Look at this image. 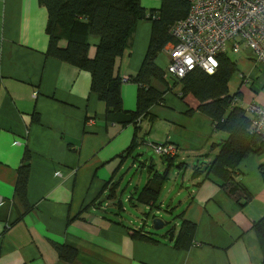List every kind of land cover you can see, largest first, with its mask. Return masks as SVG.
<instances>
[{
    "label": "crops",
    "instance_id": "0c3cea01",
    "mask_svg": "<svg viewBox=\"0 0 264 264\" xmlns=\"http://www.w3.org/2000/svg\"><path fill=\"white\" fill-rule=\"evenodd\" d=\"M142 1L148 14L163 5ZM48 22L41 0H0V264H262L253 228L264 217V152L241 162L234 178L251 200L235 202L222 188L223 179L207 176L220 152L217 145L229 136L199 111L195 96H182V86L170 80H152L151 86L164 94V105L152 107L135 124L109 120L105 104L92 91L91 74L47 55ZM153 30L151 21L141 20L117 61L123 107L130 113L137 111L140 90L131 80L144 65ZM89 40L94 60L101 40ZM170 47L171 42L156 59L162 70L170 63ZM233 55L238 72L231 85L241 104L246 111L250 105L264 107V69L249 50ZM150 144L179 149L173 163L163 165L162 173L169 165L171 170L157 203L164 210L172 200L179 217L172 243L170 232L133 228L110 208L114 183L123 179L130 160L134 168L160 173L155 160L148 163L144 156L148 149L154 153ZM27 152L29 210L17 189ZM140 191L137 187L132 195ZM184 222L194 224L196 233L187 242L190 247L177 249ZM140 231L159 243L135 238ZM54 244L76 249V260H61Z\"/></svg>",
    "mask_w": 264,
    "mask_h": 264
},
{
    "label": "trees",
    "instance_id": "16d2710c",
    "mask_svg": "<svg viewBox=\"0 0 264 264\" xmlns=\"http://www.w3.org/2000/svg\"><path fill=\"white\" fill-rule=\"evenodd\" d=\"M160 11L146 13L142 0H41V5L48 10L47 33L49 49L47 55L56 60L75 65L89 72L92 76V91L106 106L107 118L116 120L122 126L135 124L150 113L154 106L164 105L165 97L160 91L151 86L152 80L169 83L165 70L160 69L156 59L165 51L168 43L173 41L171 29L189 15V4L183 0H161ZM157 19H154V17ZM148 19L154 25L152 41L145 57L142 69L134 83L140 86L137 111L130 113L124 110L121 99L123 79L117 74V61L128 51L130 37L136 25ZM101 40L94 60L90 59V37ZM66 42L62 48L60 43ZM238 72L235 60L229 55L219 56V68L216 74L210 75L201 69L192 70L181 81L172 82L182 86L181 95L195 96L199 101V111L214 121L216 130L228 134V139L221 145L219 155L209 166L207 176L214 175L223 179L222 188L235 202L248 204L251 196L241 183L237 182V174L241 162L247 157L264 152V139L252 132L253 118L248 116L241 104V95L231 91V80ZM239 102L234 104V101ZM39 117L35 120L38 122ZM156 145V144H152ZM136 148L133 145L128 156ZM164 158L169 164L174 158ZM31 154L27 152L23 166L19 170L17 184L18 195L29 210L27 201V186L31 171ZM170 166V165H169ZM160 174L151 167L153 177L149 183L138 192V203L158 209V200L163 185L167 182L170 167ZM200 170L198 171V173ZM120 183H114L110 198L115 200ZM122 208L121 203L118 205ZM176 239V248H188L187 242L193 241L196 233L195 225L190 222L182 223ZM254 232L258 237L264 264V217L254 224ZM134 237L151 244L159 242L147 234L135 232ZM61 260L74 262L78 256L76 249L54 244Z\"/></svg>",
    "mask_w": 264,
    "mask_h": 264
},
{
    "label": "built area",
    "instance_id": "2783aa9c",
    "mask_svg": "<svg viewBox=\"0 0 264 264\" xmlns=\"http://www.w3.org/2000/svg\"><path fill=\"white\" fill-rule=\"evenodd\" d=\"M183 1L189 4L190 12L171 29L166 79L181 81L197 68L214 75L219 56L229 51H251L256 65L264 69V0ZM247 112L253 118L252 132L264 139V107L250 105ZM150 146L158 157H178L179 149L174 144Z\"/></svg>",
    "mask_w": 264,
    "mask_h": 264
},
{
    "label": "rangeland",
    "instance_id": "374dc122",
    "mask_svg": "<svg viewBox=\"0 0 264 264\" xmlns=\"http://www.w3.org/2000/svg\"><path fill=\"white\" fill-rule=\"evenodd\" d=\"M228 55L230 57H233L235 60L237 57L233 55L231 51L228 52ZM231 91L234 92V88L231 85ZM145 158H147V162L149 163L152 159H154L157 164V170H159L160 173H162L164 170L163 165L166 163V160L164 161L162 158L157 157L151 150H146L144 153ZM138 159L141 160V158L138 156ZM142 161V160H141ZM138 164V163H137ZM205 167H203L204 169ZM150 170V168H149ZM163 170V171H161ZM151 171L148 172V170H144L140 166H137L134 168V160H130L128 163V167L126 169V172L124 174L123 179L118 180L120 184H122L119 188L118 197L115 199V202L111 201L110 208L111 210L118 214L122 220L129 224L133 228H142L145 229L150 228L153 229L152 223L155 218H162L165 219L166 222H168V226L165 228L164 231H161L159 233L165 234L166 232H170L171 230L176 232V225L179 222V217L177 216V213H175V209L170 207L171 201H168L166 204L167 207L164 208V210L161 209L160 206H158V209H153L152 207L148 205H144L142 203H138L139 196H133V192H135L137 187H140L141 190L149 183L148 178L150 177ZM176 174L174 175V177ZM174 180H178L180 184L183 183V178H173ZM173 180V181H174ZM172 187V185L170 186ZM170 196V195H169ZM129 198L131 200L129 201ZM121 203L122 208L120 209L118 205ZM179 201H176L175 205L178 206ZM117 207V208H116ZM180 232V231H179ZM178 232V233H179Z\"/></svg>",
    "mask_w": 264,
    "mask_h": 264
},
{
    "label": "water",
    "instance_id": "95a60500",
    "mask_svg": "<svg viewBox=\"0 0 264 264\" xmlns=\"http://www.w3.org/2000/svg\"><path fill=\"white\" fill-rule=\"evenodd\" d=\"M207 171V167H205L203 169V172H206ZM152 226H153V230H155V232H161V231H164L165 228L168 226V222H166L165 219H162V218H155L153 220V223H152ZM169 242H173V239L175 237V232L174 231H170V234H169Z\"/></svg>",
    "mask_w": 264,
    "mask_h": 264
}]
</instances>
